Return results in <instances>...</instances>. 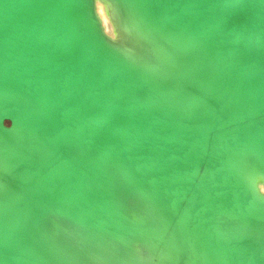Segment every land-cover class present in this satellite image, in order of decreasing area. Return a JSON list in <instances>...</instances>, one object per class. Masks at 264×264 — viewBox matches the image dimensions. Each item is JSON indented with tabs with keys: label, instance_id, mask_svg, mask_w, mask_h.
Listing matches in <instances>:
<instances>
[{
	"label": "bare ground",
	"instance_id": "obj_1",
	"mask_svg": "<svg viewBox=\"0 0 264 264\" xmlns=\"http://www.w3.org/2000/svg\"><path fill=\"white\" fill-rule=\"evenodd\" d=\"M142 1L0 0V264H264V0Z\"/></svg>",
	"mask_w": 264,
	"mask_h": 264
},
{
	"label": "water",
	"instance_id": "obj_2",
	"mask_svg": "<svg viewBox=\"0 0 264 264\" xmlns=\"http://www.w3.org/2000/svg\"><path fill=\"white\" fill-rule=\"evenodd\" d=\"M139 3H140V5L143 3V1L142 0H137ZM179 1V3L180 4H182V6H181V10L178 12V8L177 7H175V9H173V13H174V15H183L184 17H190V18H188V19H191V20H195V21H197V20H200V24H201V22H203L204 20H202V18L201 17H199V18H197L196 16H195V14H194V11H198V10H201L202 8L201 7H197V9L195 10L194 9V7H192L191 6V2H187V1H185V0H178ZM200 3H202L201 1H200ZM203 4V3H202ZM143 5V4H142ZM143 8V10H145L146 12H147V10H146V8L144 7V6H142ZM150 17H151V15H150ZM152 20L155 22L156 20H155V18H153L152 17ZM202 20V21H201ZM199 22V21H198ZM193 23H195V22H193ZM195 24H197V23H195ZM159 26H163V25H161V24H158ZM199 26H203V25H199ZM212 30H217V29H213V28H210V27H206L205 29H204V33H206V34H209V33H212ZM229 36V35H228ZM207 43V42H206ZM231 43H232V41H231ZM202 46H204L203 44H202ZM5 71L3 70V66L1 65L0 66V79H2V77L3 78H5L6 80L5 81H8V83H10L11 82V79L8 77V75L6 76L5 75V73H7V72H5ZM8 74V73H7ZM181 74V73H180ZM3 80V79H2ZM258 80H260V78H258ZM231 81V80H230ZM169 82H171V81H169ZM232 82L233 83H231V82H228V83H226L225 82V85H227V86H231L232 88V90L235 92V93H238V91H237V83H236V80L232 77ZM7 84V83H6ZM242 86H244V85H242ZM244 87H246L247 89H249V87H247V86H244ZM0 88L2 89V90H10V87L9 86H7V85H4V83H2V84H0ZM1 97V96H0ZM5 100V99H4ZM5 101H8V100H5ZM9 102V101H8ZM115 103V104H114ZM109 104H113V109H116V111H114L112 114V118H113V124H115V122H117L118 123V120H117V118L118 119H120L122 122H123V124H126L127 125V129L129 130H131L132 132H133V129H132V127H131V123H130V121L129 120H127V118H125L124 117V115H123V111H122V108L120 107L121 105L119 104V103H117V102H113V101H109ZM112 109V110H113ZM111 110V111H112ZM140 116H142L143 118H146V119H148L149 120V122H151V124H154L155 126L159 123V119H153V118H149V116H147L144 112H138V111H136ZM41 115V114H40ZM119 116V117H118ZM146 119H144V120H146ZM3 120H7V121H9V127L10 126H12L13 124H14V122H13V119L10 117V116H5L4 118H3ZM3 120H2V124H3ZM147 120V121H148ZM47 121V119H45L44 120V122L45 123H47L46 122ZM158 126V125H157ZM4 127H6V126H4ZM114 129H115V127H114ZM162 133H163V131H162ZM262 133V132H261ZM124 137H125V134H124ZM179 139H177V138H175V139H170V138H168V140H164L163 142H169V141H171V142H177ZM124 141V140H123ZM54 154V153H53ZM58 161V160H57ZM59 165L61 166V169H62V171H63V173L65 174V172L67 173L68 171H67V163H66V160H65V158L63 157V155H60V158H59ZM89 187V186H88ZM160 187V186H159ZM161 188H163V187H161ZM152 195H153V193H151ZM186 194H187V198L185 199V201L187 202V204L189 203L190 204V202L192 201L191 200V191H186ZM191 201H190V200ZM87 204H89V203H87ZM232 211H230V212H232V214H235V215H237L236 214V211H235V209H231ZM237 212H238V210H237ZM261 216V215H260ZM257 220L259 219V216L258 217H255Z\"/></svg>",
	"mask_w": 264,
	"mask_h": 264
}]
</instances>
